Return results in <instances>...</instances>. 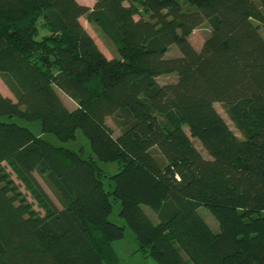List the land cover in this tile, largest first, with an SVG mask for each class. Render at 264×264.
Masks as SVG:
<instances>
[{"label": "trees", "instance_id": "obj_1", "mask_svg": "<svg viewBox=\"0 0 264 264\" xmlns=\"http://www.w3.org/2000/svg\"><path fill=\"white\" fill-rule=\"evenodd\" d=\"M204 23L197 51L189 35ZM261 26L264 0H0V74L14 96L0 91V264H122L113 243L126 228L157 264H264ZM78 129L88 156L41 135L66 143Z\"/></svg>", "mask_w": 264, "mask_h": 264}, {"label": "rangeland", "instance_id": "obj_2", "mask_svg": "<svg viewBox=\"0 0 264 264\" xmlns=\"http://www.w3.org/2000/svg\"><path fill=\"white\" fill-rule=\"evenodd\" d=\"M78 2L84 5L88 4L87 6L91 7L93 6L95 0H78ZM80 21L82 22L86 30L90 33V35L94 38L96 44L101 49V51L108 58L115 56L117 54V44L114 43L110 38H107L99 30V28H97L95 24L89 23L84 16L80 18ZM41 32L43 33L44 31ZM260 32L264 37V28L262 26L260 27ZM208 33H209V27L206 23L195 28L191 32V34L189 35V41L191 45L194 47V49L199 51L202 48L204 40L207 37ZM175 51H178L179 53V50L175 45L170 46L168 55L174 56L173 54L175 53ZM172 77H173L172 75L160 76L158 77V82L162 83L165 81H169L172 79ZM0 91L2 94H7L14 99V96L12 95V93L5 84V77L3 74H0ZM61 97L64 103L68 107H73L75 105L72 100H70L68 97L64 96L63 94H61ZM214 106L216 110L219 112V114L224 118V120L229 125V127L233 130V132L239 138H243V134L235 127L233 122L229 119L223 106L220 103H215ZM16 120L18 121L19 124L29 125L34 132L38 134L41 133L39 122H33L29 124L24 119H16ZM107 123L113 128L114 134L116 135L119 131L112 122L111 118H107ZM184 130L187 131L186 126H184ZM41 135L43 136L44 139L52 142L55 145H63L74 150H79L80 148H82L85 156H88L91 153L88 139L82 134L81 130L79 129L76 131L75 139L70 140L66 143H61L59 140H57V138L53 134L50 133H43ZM193 143L204 157H208L207 153L196 139H193ZM153 152H155V154L159 156V154L156 151L153 150ZM98 163L102 167V171L105 172L107 175H111L115 173L117 170L116 163L114 162H108V163L98 162ZM5 166L7 170L10 171V168L6 164ZM105 185L107 186V183H105ZM29 199L31 200L30 197ZM33 204L34 207L36 208L38 207L34 201ZM119 208H120V204L118 202H115L113 207V214L110 216V219L118 224H123L124 223L123 219H121L118 216ZM143 209L153 221H156V215L149 207L143 206ZM198 212L202 216V218L207 222V224L212 228V230L216 231V229L218 228V222L215 219V217L212 215V213L209 211V209H207L205 206H200L198 208ZM113 246L122 264H157L152 258L145 256L139 251H136L137 243L135 240V236L133 232L128 228L125 229L123 238L115 241L113 243Z\"/></svg>", "mask_w": 264, "mask_h": 264}, {"label": "crops", "instance_id": "obj_3", "mask_svg": "<svg viewBox=\"0 0 264 264\" xmlns=\"http://www.w3.org/2000/svg\"><path fill=\"white\" fill-rule=\"evenodd\" d=\"M85 5H88V4H85ZM4 95L9 96V95H7V94H4ZM9 97H10V96H9Z\"/></svg>", "mask_w": 264, "mask_h": 264}]
</instances>
